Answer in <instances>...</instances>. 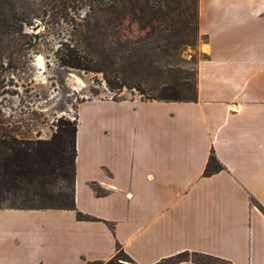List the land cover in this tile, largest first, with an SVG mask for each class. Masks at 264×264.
<instances>
[{
	"label": "crops",
	"instance_id": "0c3cea01",
	"mask_svg": "<svg viewBox=\"0 0 264 264\" xmlns=\"http://www.w3.org/2000/svg\"><path fill=\"white\" fill-rule=\"evenodd\" d=\"M198 15L197 101L79 104L76 210L0 209V264H93L118 247L137 264H264V0H198ZM211 154L224 169L206 177Z\"/></svg>",
	"mask_w": 264,
	"mask_h": 264
},
{
	"label": "trees",
	"instance_id": "16d2710c",
	"mask_svg": "<svg viewBox=\"0 0 264 264\" xmlns=\"http://www.w3.org/2000/svg\"><path fill=\"white\" fill-rule=\"evenodd\" d=\"M46 1L40 5L0 1V72L4 68L13 71L21 68L22 58L37 49L42 37L39 33L29 34L26 28L33 27L35 20L44 23V18L49 16L65 26L61 46L53 54L57 68L103 73L109 90L138 88L141 94L150 96L142 100L197 101L198 80L193 74L168 68L169 77L176 73L170 82L156 85L149 83V79L164 73L162 59L170 51H180L195 25L199 31L198 0L195 10L189 7L188 0ZM85 8L88 12L82 17L80 12ZM132 27L146 32V37L133 36ZM126 66L141 69L138 80L144 87L130 82L124 70ZM122 99L125 98L112 100ZM25 115V112L8 114L0 110V209L76 210L78 117L76 121L58 120L56 132L50 139L42 140L33 136V119ZM223 169L211 154L204 175L212 176ZM77 218L92 220L79 212ZM122 259L137 264L120 247L110 260L93 264H121ZM183 262L232 264L197 252H183L156 264Z\"/></svg>",
	"mask_w": 264,
	"mask_h": 264
},
{
	"label": "rangeland",
	"instance_id": "374dc122",
	"mask_svg": "<svg viewBox=\"0 0 264 264\" xmlns=\"http://www.w3.org/2000/svg\"><path fill=\"white\" fill-rule=\"evenodd\" d=\"M16 2L18 5H40L46 0H0ZM156 3L159 0H150ZM184 1V0H179ZM196 0H188L189 7L196 9ZM162 4V3H161ZM55 7V6H54ZM50 7L47 8L49 11ZM88 9L80 12L85 16ZM34 26L26 28L29 34H40L39 46L36 50L32 49L30 54H26L22 60L21 68L13 71L4 68L0 72V110L5 113L16 114L25 112V118H32L33 136L38 139H50L57 130V121L69 120L76 121L77 107L82 101L92 99H120L131 98L132 95L139 98H149L146 94H141V89L123 88L122 91L109 90L106 86L103 73H85L73 70H61L55 65L54 53L59 49L62 36L65 33V26L49 16L44 18V23L35 20ZM40 26L38 32H33L32 28ZM46 29L44 30V25ZM196 27V28H195ZM133 36H144L146 32L137 31V27H132ZM186 44L182 45L180 51H170L169 55L161 61V69L164 73H158L156 77L150 78L151 84L170 82L175 78L176 73L169 77L166 69L184 70L188 74H193L197 79L198 65L207 58L202 45L206 39L194 26L186 36ZM35 41V40H34ZM39 56L42 61H39ZM42 64V65H40ZM126 74L133 84L145 85L138 80L141 69L124 67ZM145 72V70H143ZM176 72V71H175ZM180 74V73H179ZM178 75V74H177ZM102 111L104 105L98 106ZM91 110L90 107L86 108ZM85 109V110H86ZM85 120L90 121L91 116L85 112ZM105 262V261H104ZM121 264H133L126 259L119 261Z\"/></svg>",
	"mask_w": 264,
	"mask_h": 264
},
{
	"label": "water",
	"instance_id": "95a60500",
	"mask_svg": "<svg viewBox=\"0 0 264 264\" xmlns=\"http://www.w3.org/2000/svg\"><path fill=\"white\" fill-rule=\"evenodd\" d=\"M40 29V26L37 24L34 28H32L33 32H38V30Z\"/></svg>",
	"mask_w": 264,
	"mask_h": 264
},
{
	"label": "bare ground",
	"instance_id": "6f19581e",
	"mask_svg": "<svg viewBox=\"0 0 264 264\" xmlns=\"http://www.w3.org/2000/svg\"><path fill=\"white\" fill-rule=\"evenodd\" d=\"M39 61L41 62L42 61V58L39 56ZM40 65H42V64H40Z\"/></svg>",
	"mask_w": 264,
	"mask_h": 264
},
{
	"label": "built area",
	"instance_id": "2783aa9c",
	"mask_svg": "<svg viewBox=\"0 0 264 264\" xmlns=\"http://www.w3.org/2000/svg\"><path fill=\"white\" fill-rule=\"evenodd\" d=\"M110 99H113V98H110ZM76 120V119H75Z\"/></svg>",
	"mask_w": 264,
	"mask_h": 264
}]
</instances>
